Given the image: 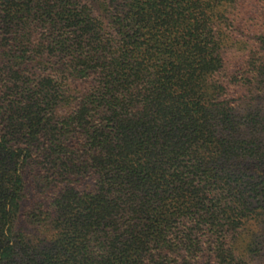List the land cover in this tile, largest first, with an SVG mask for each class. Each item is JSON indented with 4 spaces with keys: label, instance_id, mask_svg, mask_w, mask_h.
I'll use <instances>...</instances> for the list:
<instances>
[{
    "label": "trees",
    "instance_id": "trees-1",
    "mask_svg": "<svg viewBox=\"0 0 264 264\" xmlns=\"http://www.w3.org/2000/svg\"><path fill=\"white\" fill-rule=\"evenodd\" d=\"M240 1L0 0V264H264Z\"/></svg>",
    "mask_w": 264,
    "mask_h": 264
},
{
    "label": "rangeland",
    "instance_id": "rangeland-1",
    "mask_svg": "<svg viewBox=\"0 0 264 264\" xmlns=\"http://www.w3.org/2000/svg\"><path fill=\"white\" fill-rule=\"evenodd\" d=\"M238 30L240 34L251 31L254 35L264 36V0H241L238 8ZM260 44L262 40L259 39ZM256 95V92L254 93ZM264 96V93H262Z\"/></svg>",
    "mask_w": 264,
    "mask_h": 264
}]
</instances>
